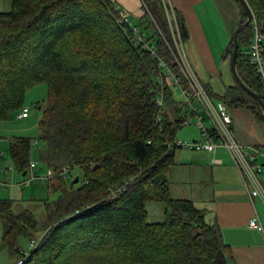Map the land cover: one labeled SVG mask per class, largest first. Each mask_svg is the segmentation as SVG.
<instances>
[{
	"label": "trees",
	"instance_id": "obj_1",
	"mask_svg": "<svg viewBox=\"0 0 264 264\" xmlns=\"http://www.w3.org/2000/svg\"><path fill=\"white\" fill-rule=\"evenodd\" d=\"M142 1L145 14L134 26L112 0H11L10 10L0 11V120L22 111L28 88L47 84V104L39 121L42 145L35 150L48 152L49 159L40 153L43 163L55 172L53 178H62L69 192L61 197L55 188L59 198L45 204L50 224L38 238H30L38 243L23 254L22 264H75L106 253L127 264L233 261L219 225L208 222L192 200L169 193L167 171L177 164L179 146L173 142L185 125L186 107L175 98L176 87L161 80L156 59L138 41L140 33L154 41L169 61L163 38L171 41V30L163 0ZM246 1L264 36V0ZM174 12L185 40L186 23ZM3 25L6 31H1ZM139 25L151 28L152 34L141 32ZM246 27L250 37L242 42ZM246 27L238 35L236 69L264 102V86L248 63L253 28ZM229 47L232 39L224 54ZM204 86L228 108L246 107L264 120L259 102L235 81L223 95L215 96L208 84ZM159 96L163 108L157 106ZM37 144L22 136L10 140L9 157L22 174L29 172ZM64 167L79 170L69 188L68 176L61 174ZM118 182L124 190L114 197L100 195ZM151 201L164 204L163 222L147 221L145 206ZM0 220L6 226L3 240L13 250H18L12 244L20 235L29 238L21 228L27 222L37 226L30 212L14 214L11 204L1 199Z\"/></svg>",
	"mask_w": 264,
	"mask_h": 264
},
{
	"label": "rangeland",
	"instance_id": "obj_2",
	"mask_svg": "<svg viewBox=\"0 0 264 264\" xmlns=\"http://www.w3.org/2000/svg\"><path fill=\"white\" fill-rule=\"evenodd\" d=\"M231 5L227 0H201L193 5L194 11L200 19V26L205 35V41L208 45L210 52L213 55V59L217 61V74L211 75L203 63L198 48L192 37L184 41V50L187 56L189 64L194 68L195 72L198 73L199 77L205 84L211 87L213 94H220L225 85L233 83L231 73L229 71L228 60L232 48L229 47L225 53V58L228 59L225 65H220L221 55L223 49L231 41L234 32L240 23L246 20L244 12L242 13V7L238 0H230ZM11 8V0H0V11H9ZM238 12V22H237ZM253 14V13H252ZM244 15V16H243ZM171 19V13H169ZM8 26L3 25L1 31H6ZM140 31L145 32L149 35L152 34L151 28H145L140 26ZM158 28V27H157ZM249 27L242 30L241 41L244 42L245 36L250 37ZM160 32V29L158 28ZM162 35V33L160 32ZM163 37H165L163 35ZM248 37V39H249ZM175 98L184 101V97L180 91L175 88ZM48 99V87L45 82L34 84L27 89L24 95V107L29 109V115L26 118H18L15 115H11L5 120H0V199L6 200L11 204V211L14 214L22 212H30L37 223L36 227L29 224L25 228H21V232L26 235H20L13 242L12 245H17L18 250L10 249L3 240V235L6 230V226L0 220V264H16L18 259H21L23 254L29 251L30 238H38L43 232V228L48 226L47 213L45 204L48 201H57L59 198V192L61 197L68 196L69 192L64 187V181L62 178L55 177L52 183L51 180H41L39 177L47 176L48 168L43 163L42 156H46L49 159L48 152H37L35 149L42 145L39 138V121L44 114V110ZM185 111V110H183ZM264 121V120H263ZM196 119L190 125H183L176 132V138L181 140L193 141L201 139V132L197 128ZM28 137L33 142L38 141L37 146H34V150L31 155L32 161L36 163L34 168V174L38 176L36 179H31L30 183L27 181L31 178L30 173L23 175L21 172L15 169L12 161L8 154L9 142L14 137ZM180 147V148H179ZM176 149L175 160H179L181 163L186 162L187 151H192L185 147L179 146ZM263 152V151H262ZM175 166V165H174ZM180 169V170H179ZM176 172L174 178L171 173ZM26 173V172H25ZM79 173L77 167H73L69 170L68 178L65 180L67 188L70 187V180L73 179ZM184 177L186 180L182 185L178 182V179ZM194 175L189 174L184 170L183 166L170 167L167 171V180L169 182V193L171 195V187L174 192L181 193L183 189L189 193L192 191L195 193L198 189H203V185L191 183ZM26 181V184H23ZM52 188H51V183ZM172 182V183H171ZM210 184V181H206V185ZM77 186V185H75ZM115 187V188H114ZM122 187V184L114 183L109 185L105 192H101L100 195L112 197V193L118 188ZM55 188L57 190H55ZM99 189V188H98ZM70 190V189H69ZM218 193V192H217ZM77 192H72L71 195H76ZM199 194V192H198ZM207 196L205 204H209V196L211 192H206V195L199 198L192 197V201L200 206L204 203L203 199ZM85 204V203H84ZM147 221L148 222H163L165 220L164 204L157 201H151L146 203ZM210 210V205L206 206ZM205 208V212L207 209ZM202 209V208H201ZM204 210V209H203ZM204 212V213H205ZM35 228V229H34ZM103 255V254H101ZM112 256L110 253H106L103 256L94 255L91 257H85L82 260H77L75 264H127L126 260H113L109 257Z\"/></svg>",
	"mask_w": 264,
	"mask_h": 264
},
{
	"label": "crops",
	"instance_id": "obj_3",
	"mask_svg": "<svg viewBox=\"0 0 264 264\" xmlns=\"http://www.w3.org/2000/svg\"><path fill=\"white\" fill-rule=\"evenodd\" d=\"M112 1L124 11L126 17L130 18L133 26L139 24L140 18L145 14L142 0ZM200 1L166 0L174 11L182 15L186 23L188 37L185 40L190 39V37L194 39L208 73L215 75L217 74V61L213 59V55L208 48L205 35H203L204 32L200 26V19L193 8V5ZM227 1L233 5L230 0ZM238 18L237 12V22ZM227 46L223 49L219 61L220 65L227 63L228 59L225 58L224 54ZM229 62L230 58L228 60L230 71ZM196 75L199 77L198 73ZM200 80L202 81L201 78ZM228 85H225L222 92L215 94V96L223 95ZM214 99L217 98L214 97ZM229 111L232 117L231 127L235 138L241 143L256 145L261 149V152L263 151L262 155L258 156V161L263 165L261 180L264 185V121L258 120L253 112L246 107H229ZM185 157L186 162L181 163L176 159L177 164L173 167L180 168V166H183L185 171L194 175L190 184L196 183L206 187L196 190L195 193L192 191L189 193L185 189L181 193H177L171 187V195L175 198L192 200V197L199 198L206 195L207 191L211 192L208 200L209 204H205L207 196L204 197V203L200 206L194 204L204 209V212L206 206L210 205V210L206 208L205 218L208 222L219 225L222 239L231 249L233 261L230 264H264V233L249 226L250 219L255 216H258L264 225V202L260 197L250 198L243 184L241 172L229 153L223 147H217L213 153L187 151ZM212 159H215L217 163H213ZM171 175L174 178L176 172L172 171ZM185 180L184 177H181L178 182L182 185ZM208 180L210 184L206 185Z\"/></svg>",
	"mask_w": 264,
	"mask_h": 264
},
{
	"label": "built area",
	"instance_id": "obj_4",
	"mask_svg": "<svg viewBox=\"0 0 264 264\" xmlns=\"http://www.w3.org/2000/svg\"><path fill=\"white\" fill-rule=\"evenodd\" d=\"M163 5L169 19L171 30V41L163 38L170 55L169 61L166 60L164 54L156 47L154 41H147L143 34H139L138 28L133 27V30L139 34L138 41L156 59L161 80L166 78L171 85L179 89L181 95L184 97V107H186L185 125H190L196 119V126L201 132L202 139L200 140L187 141L176 139L173 144L190 150L205 151L207 153H213L217 147H223L240 170L243 184L250 198L260 197L264 202V185L261 180L263 165L258 161V156L262 155L261 149L256 145L241 143L235 138L231 127L232 117L229 108L222 100L214 99L208 93L204 83L194 72L185 54L184 40L177 23L175 12L166 0H163ZM169 13H171V19ZM251 25L253 35L248 47V63L254 68L264 86V49L262 46L264 36L259 32L257 22L254 18ZM157 106L159 108L164 107L162 96L158 97ZM28 115L29 109L24 107L17 117L26 118ZM211 161L217 163L215 159ZM35 167L36 163L31 160L28 172L31 178L27 181V184L30 183L31 179L38 178L33 172ZM68 171L69 167H64L61 174L67 175ZM54 175L55 172L48 168L47 176L39 178L44 181L53 178ZM23 184H26V181ZM124 189V186L118 188L112 193V197L119 190ZM249 226L264 233V225L258 216L250 219ZM37 243L38 239L31 240L29 249H34ZM16 264H22V259L18 260Z\"/></svg>",
	"mask_w": 264,
	"mask_h": 264
},
{
	"label": "water",
	"instance_id": "obj_5",
	"mask_svg": "<svg viewBox=\"0 0 264 264\" xmlns=\"http://www.w3.org/2000/svg\"><path fill=\"white\" fill-rule=\"evenodd\" d=\"M245 15H246V21L243 23H240V25H238V27L236 28L234 35L232 37L233 40V47H232V52L230 54V71L233 77V80L240 86L242 87L247 93H249L253 98H255L261 108L262 111L264 112V102L261 99V97L255 93L253 90H251L249 87H247L244 82L241 80V78L239 77L238 73H237V69H236V65H237V58H238V52H239V39H238V35L241 31L242 28L246 27L247 25H249L253 19V14L251 11V8L249 6V4L247 3L246 0H238ZM26 173L24 172L23 175H25ZM79 180V177H76L74 179V183H77Z\"/></svg>",
	"mask_w": 264,
	"mask_h": 264
},
{
	"label": "clouds",
	"instance_id": "obj_6",
	"mask_svg": "<svg viewBox=\"0 0 264 264\" xmlns=\"http://www.w3.org/2000/svg\"><path fill=\"white\" fill-rule=\"evenodd\" d=\"M253 20V19H252ZM252 22V21H251ZM251 24V23H250Z\"/></svg>",
	"mask_w": 264,
	"mask_h": 264
}]
</instances>
